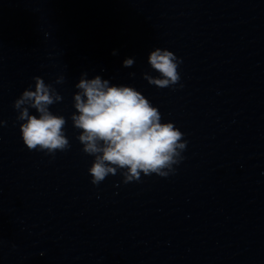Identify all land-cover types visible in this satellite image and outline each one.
I'll list each match as a JSON object with an SVG mask.
<instances>
[{
    "label": "clouds",
    "instance_id": "9594fccd",
    "mask_svg": "<svg viewBox=\"0 0 264 264\" xmlns=\"http://www.w3.org/2000/svg\"><path fill=\"white\" fill-rule=\"evenodd\" d=\"M112 54L116 55V50ZM133 63V59H126L124 66ZM148 63L161 76H145L150 85L172 88L179 84L183 87L178 71L182 60L172 51L157 48L148 57ZM34 79L35 90L24 91L13 107L20 109L30 102L29 106L39 115H29L28 108H24L16 119L25 121L20 124V133L29 151L54 156L57 151L70 148L64 132L65 117L49 110V106L61 101L62 97L43 79ZM62 80L63 77L58 82ZM76 88L81 90L74 97L78 114L73 113L70 119L73 127L80 130L77 139L83 145L82 151L94 157L88 169L93 185H99L118 170H121L124 183L139 181L141 173L160 177L174 174L173 166L184 159L182 153L188 143L185 134L172 122L162 123L159 109L140 91L131 86H109L108 80H102L99 75L91 80L81 78ZM5 125L6 121L0 120V127Z\"/></svg>",
    "mask_w": 264,
    "mask_h": 264
}]
</instances>
